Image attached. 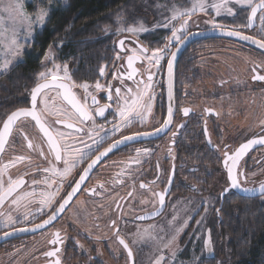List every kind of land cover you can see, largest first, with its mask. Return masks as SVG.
Instances as JSON below:
<instances>
[{
    "label": "flooded vegetation",
    "instance_id": "1",
    "mask_svg": "<svg viewBox=\"0 0 264 264\" xmlns=\"http://www.w3.org/2000/svg\"><path fill=\"white\" fill-rule=\"evenodd\" d=\"M257 16L252 29L241 26L239 30L245 35L261 39L264 38V31L258 25ZM182 24L183 21L176 25L171 22L169 27L158 26L155 47L136 36L117 39L112 60L104 67L105 75L87 83L90 86L87 103L93 114V95L100 106L111 105L104 116L94 115V130L93 120L80 124L82 131H75L56 125V117L45 113L44 119L48 123L68 134L67 142L73 148H83L80 141L92 144V139L98 138L97 133L99 136L107 133L98 146L92 145L91 155L79 161L70 175L61 177L51 171H44L53 168L62 170L63 161H56L54 155L49 153L46 139L31 118L18 122L4 151L0 153V179L4 181V186H7L9 179L24 180L13 197L0 205V213H4L0 220L11 215L16 221L12 226L2 228L0 236L5 232H17L0 242V264H54L56 259L61 264H133V255L129 260L127 250L119 244L117 232L133 253L132 240L138 234V225L156 222L171 203L192 196L198 201L214 200L221 203L226 195H234L243 201H264V196L230 188L224 166L225 151L231 154L248 140L264 137V81L252 79L253 75H264V50L217 36L190 38L179 46L173 40L161 54L159 65L153 62L149 67L148 60L141 58L134 62L133 68L137 71L132 79H128L131 70L127 65V56L132 54L130 50L140 45L149 50L147 55L150 56L152 50L165 48L168 44L172 26L179 29ZM223 25L230 30L237 27ZM186 28L183 34L188 37L211 29L206 23L196 24L190 20ZM121 40L124 41L123 50L120 47ZM173 52L179 54L174 58L176 62L173 61L171 82L167 78V71L168 60ZM256 65L261 67L254 73ZM149 71L152 74L151 87L148 89L151 100L148 97H144V100L152 105L151 111L141 109L143 120L133 113L131 123L119 132H113V126L121 122L118 104L123 106L127 97H135L138 90H144L145 84L149 83ZM97 81L104 86L103 90L95 88ZM139 81L144 83L138 84ZM36 83L8 103L1 112L0 127L11 112L31 107V89ZM109 85L113 96L111 101L108 100ZM116 88L121 89V98H116ZM128 89H132V92L129 93ZM74 92L83 102L84 90L76 88ZM48 95L55 97L56 93L52 91ZM54 103L70 110V106L61 99H56ZM128 103H131L130 99ZM169 107L173 110L171 123L163 131L155 132L168 118ZM185 108L189 109L188 115L183 112ZM90 130H93L92 138L88 135ZM137 132L152 134L125 141L102 157L65 210L49 225L34 229V225L42 223L54 210L39 203L42 193L55 192L59 188V194L54 198L55 206L58 207L92 159L115 140ZM25 135L37 146L35 150L28 147ZM137 149L148 151L138 154ZM41 150L44 156L40 155ZM20 156L28 159L17 161L16 158ZM5 165L8 167L5 168ZM236 171L241 188L256 189L264 184V144H254L240 159ZM141 183L146 187L141 188ZM225 189L228 191L225 192ZM90 190H94V193ZM165 190L166 198L161 206L159 198L153 193ZM130 192L131 196L128 195ZM25 193L31 195L18 205L11 204L13 198L24 196ZM57 231L61 242L52 245L49 241ZM57 247L60 251L56 256L44 255Z\"/></svg>",
    "mask_w": 264,
    "mask_h": 264
},
{
    "label": "snow or ice",
    "instance_id": "2",
    "mask_svg": "<svg viewBox=\"0 0 264 264\" xmlns=\"http://www.w3.org/2000/svg\"><path fill=\"white\" fill-rule=\"evenodd\" d=\"M232 5V6H229ZM235 5L244 6L246 5L248 8L251 9L250 14L247 17V24L243 25V27L248 28L252 27L253 20L257 16V12L260 11L261 13H264V0H259L258 3H254V0H212V2L209 4L206 2V0H196V2L193 4V8L190 11L183 12L180 15L191 17L193 13L196 11H206L207 8H211L215 10L217 15H220L221 12H226L228 15H234L233 8ZM17 7H22V5H17ZM50 10H45L41 8L35 17L36 24L43 26L45 25L47 18L49 16ZM178 17L176 15H173L171 17V20H175ZM261 20V30L264 31V14H262L260 17ZM22 21H27L29 25V30L24 34L23 39L24 41L28 40H34V34L32 31V23L30 17L21 14ZM171 20L163 23V27H169L171 24ZM208 23V22H206ZM212 23V28L214 30H218L223 32L225 35L228 36H235L239 37L241 40L251 41L252 43L256 44L259 48L264 49V38L257 39L254 36L245 35L242 31L239 30L241 26H237L234 29L226 30L225 26L216 24L215 22ZM188 19H185L183 24L180 26L179 29H177L175 26H172V32L171 36L167 38L168 44L165 45V48H156L152 50V54L149 56L147 55L148 49L137 45L135 50L132 51L131 55L127 56V65L128 68L131 70L128 73V79H132L133 75L136 73L137 69L133 68V64L135 61L143 58L148 60L149 67L153 65V62L156 65H159V61L161 59V54L164 53L169 45H171L172 41L175 40L177 43V46L183 44L185 40H187L189 37L187 35H184L183 33L187 31ZM0 25H3L4 27H7V24L0 19ZM128 31L130 33L136 34L138 32H144L148 31V29L144 28L141 24L140 27H129L127 29H120V31ZM27 46L26 43L21 42V34L20 31L17 29L12 30V34L10 37L3 34L2 30H0V51L4 52V58L2 61H0V71L7 72L10 70V62L6 58L8 55L16 56L21 54L22 50ZM120 47L123 50L124 48V41H120ZM52 46H49V51L45 53L44 60L42 61V64H46L47 62L51 61L53 63L52 68H46L45 71H42L37 74V83L36 85L31 89V107L28 108H19L13 112H11L9 115H7L6 119L3 120L2 127H0V152H3L5 149V145L8 142L9 136L14 131L15 126L18 124V122L22 119L31 118L32 121L35 122L36 127H38L39 131L43 134V137L46 139V143L49 148V153L54 155L56 161H63L64 168L62 170L57 169H44V171H51L53 174H58L61 177H66L71 174L72 170L75 168L76 164L84 159H87L92 152V145H99L107 135L105 132V136H99V133H97L98 138L92 139V144H85L83 141H80V143L83 144V148H73L70 146V144L67 142L68 134L65 132L60 131L59 129L54 128V126L50 123H48L45 119V113L49 115H54L56 117L55 124L56 125H63L67 129H73L75 131H82L83 129L79 127L80 124H83L86 121L93 120V130L95 128V121H94V115L95 116H104L105 111L111 107L110 104H105L103 106L99 105V102L96 98V96L91 97V103L93 106H95V113L93 114L90 111L89 105L87 103V96L90 95L89 92V85L87 83L83 84H77L74 80H72L71 75L69 74V68L67 64L59 65L54 62V58L52 55ZM176 56V53H172V58L168 60V70L169 75L172 74V68H173V60ZM119 55H117V59H119ZM261 65H256L253 68V72L255 73L258 68H260ZM100 75H105V68L102 66L100 68ZM253 80H261L264 81V75H253ZM147 80L149 83L145 84L143 91H137L135 97H127L125 99V104L123 106L119 107L118 115L120 117V123L115 124L113 126L112 131L113 132H119L122 127H125L126 124L131 123V117L133 113L136 116H140L141 120H143V114L141 112V109L150 112L152 105L150 103H147L144 100V97H148V100H151V96L148 93V89L151 87V81H152V74L149 71ZM139 83H144L143 81H139ZM76 88H82L85 92V97L83 98V102L81 98H78L76 93L74 92V89ZM95 88L97 90H103L104 86L100 84L99 81L96 82ZM109 88V94H108V100L111 101L113 99L112 93H111V86H108ZM55 91L56 96L52 97L49 96L48 93ZM128 92L131 93L132 89H128ZM115 96L116 98H121V89L116 88L115 89ZM172 98V92H171V85H169V99ZM56 99H61L63 102H66L68 106H70L69 109H65L63 107L56 106L54 101ZM131 100V103H128V100ZM172 108L169 107L168 109V118L164 120V123L161 125L160 128L155 129V132H161L163 131L170 123L172 118ZM207 111V110H206ZM183 112L185 115H188L189 109L185 108L183 109ZM93 130H90L88 135L89 138H92ZM152 133H134L132 135L128 136H122L121 139L115 140L112 144H110L107 148L104 149V151L100 152L99 155H97L94 159L91 160V162L88 164L86 168H84L83 172L80 174L79 179L75 180V184L72 187V190L67 193V195L63 198L61 202H59V206L56 207L54 203V198L59 194V188L56 189L55 192H49V193H42V199L39 201V203L42 206H48L54 210L51 211V215H48L47 219L43 220L42 223L34 225V229L36 228H44L46 225H49L51 222H53L60 213H62L66 206L69 204V202L73 199L74 195L77 193V191L80 189L81 185L86 181V178L89 176V173L94 168V166L97 165V163L100 161V159L104 156H106L108 153H110L113 149H115L118 145L124 143L125 141L133 140L136 137H139L141 135H151ZM25 140L28 141V147L30 149L35 150L36 145L32 143V141L25 135ZM254 144H264V137H261L259 139H252L248 140L246 143L241 144L234 152L231 154L228 151L224 152V166L227 169L228 174V180L230 182L231 188L239 189V191L244 193H256L258 195L264 196V184H262L259 188L256 189H249V188H241L240 184L237 179V165L240 159L248 152V150L254 145ZM84 149H87L85 151ZM137 153L139 154L141 151L147 152V149H137ZM63 152V155H62ZM40 155L44 156L45 153L41 150ZM25 159H28L27 157L20 156L17 157V161H23ZM138 163L139 161H134ZM8 166L5 165V168ZM242 175V173H240ZM171 179V178H170ZM35 183V181H34ZM24 184L23 178H19L16 180L9 179V182L7 183V186H4V181L0 179V205H3L5 201L9 197H13V193L17 191L21 187V185ZM103 185H101L102 187ZM141 188H145L146 185L141 183ZM51 187V185H49ZM94 193V190H90ZM166 191L165 192H155L153 193L154 196L159 198V202L161 206H163L165 198H166ZM228 189H225V192H227ZM31 195L30 193H25L24 196H17L11 200L12 205H18L19 202L26 198L27 196ZM129 196L132 195L130 192L128 194ZM119 206V205H118ZM4 216V213H0V217ZM25 219H27V216H25ZM16 221L12 218L11 215L7 216V222L5 223V227H8L11 224H15ZM113 224L115 222L113 221ZM33 229V230H34ZM19 231H25L27 229H18ZM11 233L5 232L4 235H10ZM117 239L119 241V244L124 247V249L127 250L129 260L132 259V250L129 248V245L125 242L123 238L119 236V233L117 232ZM61 242V236L59 231L53 233V239L49 241L52 245H57ZM205 245H210V240L205 241ZM60 251V249L57 247L53 251H48L44 253L47 257H54L57 255V253ZM160 259H163L161 257ZM54 264H61L59 259H56L54 261ZM156 264H160V261L157 260Z\"/></svg>",
    "mask_w": 264,
    "mask_h": 264
},
{
    "label": "trees",
    "instance_id": "3",
    "mask_svg": "<svg viewBox=\"0 0 264 264\" xmlns=\"http://www.w3.org/2000/svg\"><path fill=\"white\" fill-rule=\"evenodd\" d=\"M129 1L69 0L68 6L55 7L22 60L0 78V115L12 99L37 82L38 73L49 68L43 67L40 60L56 39L64 40L56 60L68 65L72 80L77 84L97 80L100 68L112 60L116 51L117 32L127 23L118 20L125 16L123 11ZM133 1L143 5L147 0ZM145 10L150 13L154 8ZM246 14L247 10L241 9L233 18L226 17L221 21L243 26ZM134 16L131 14L130 18ZM156 20L155 16L151 22ZM142 24L147 26L148 19ZM135 36L155 47L158 30L154 27ZM209 214L213 222L211 232L226 237L225 249L232 264H264V201H243L234 195H226L221 203L211 201ZM205 264H214V259L207 260Z\"/></svg>",
    "mask_w": 264,
    "mask_h": 264
},
{
    "label": "rangeland",
    "instance_id": "4",
    "mask_svg": "<svg viewBox=\"0 0 264 264\" xmlns=\"http://www.w3.org/2000/svg\"><path fill=\"white\" fill-rule=\"evenodd\" d=\"M195 2L196 0H147L143 5H138L139 3L130 0L127 8L123 11L125 16L118 20H125L127 22L120 29H127L129 27L138 28L145 19H148V25L142 24L144 28L148 30L154 27L157 28L163 22L171 20L173 15L178 17L175 20H171L174 25L188 19L196 24L208 22L206 25L212 28V23L210 22L224 26V23L221 21L222 18H233L241 9H246L247 12L249 10L246 5L243 7L235 5L233 8L234 15H228L226 12H221L220 15H217L215 10L210 7L206 11H196L191 15V19L180 15L183 12L190 11ZM206 2L210 4L212 0H206ZM256 2L257 0H254V3ZM68 3L69 0H0V19L7 24V27L0 25V30L8 37L11 36L13 29L19 30L21 42L27 44L21 54L16 56L8 55L6 57L10 62V69L22 60L23 54L30 49L36 39L24 41L23 36L29 30V25L27 21H22L21 14L23 13L30 17L33 21L31 28L34 37H36L47 23L46 21L43 26L36 24L35 17L37 12L43 8L50 10L49 15H51L56 9L55 7L60 5L59 7L64 8L68 6ZM17 5H22V7H17ZM153 5H157V7H151ZM151 8H154V10L146 13L145 9ZM136 10L138 11L136 12ZM131 14H135V16L130 18ZM262 14L264 13H260L257 16L260 27L262 22L259 17ZM155 16L158 21L156 20L157 22L152 23L151 21ZM120 29L117 32L118 39H125L142 33L133 34L126 30L120 31ZM63 41L56 39L51 43L54 62L59 65L62 64L56 60V57L64 45ZM48 51L49 47L44 52L42 61L44 60L45 53ZM3 58L4 52L0 51V61ZM47 66L52 68L53 63L49 61L43 64V67L46 68ZM7 72L0 71V78L6 75ZM210 208L211 200L209 202L198 201L194 196L182 198L175 203H171L165 213L156 222L149 223L146 226L138 225L136 228L138 229V234L132 240L133 264H156L157 260L160 261V264H205L209 259H214V264H232L231 257L227 249H225L226 237L214 235L211 232V224L213 222L212 216L209 214ZM6 222L7 217L0 220V230L7 228L5 227ZM104 237H107V235ZM206 240H210V245H205ZM103 242L107 243L106 241ZM103 242L101 241V243ZM101 243H98L99 247H102ZM161 257L163 259H160Z\"/></svg>",
    "mask_w": 264,
    "mask_h": 264
},
{
    "label": "water",
    "instance_id": "5",
    "mask_svg": "<svg viewBox=\"0 0 264 264\" xmlns=\"http://www.w3.org/2000/svg\"><path fill=\"white\" fill-rule=\"evenodd\" d=\"M257 3H258V2H257ZM250 12H251V9L249 10L248 15L250 14ZM258 13H260V11H258L257 14H258ZM247 17H248V16H247ZM255 22H256V18H254V20H253L252 27H248L249 30L252 29V28L254 27ZM226 30H230V29H226ZM201 36H204V37H205V36H209V37H210V36L224 37V38H228V39H231V40L241 41V42H245V43L251 44V45H253V46H257L256 44L252 43L251 41L241 40L239 37L225 35L223 32L218 31V30H214L213 28L208 29V30H205V31H202V32L194 33V34L190 35L188 39H190V38H194V37H201ZM258 48H259V47H258ZM260 49H261V48H260ZM262 50H264V49H262ZM175 53H176V56H175V57H177L178 54H179V52H175ZM171 59H173V58L171 57ZM173 61L176 62L175 59H174ZM172 74H173V68H172ZM172 74H171V76H170V75H169V70L167 71V78H168V80L171 81V82H172ZM172 84H173V83H172ZM155 134H156V133H155ZM0 153H1V152H0ZM230 188H231V186H230ZM256 195H257V194H256ZM16 233H17V232H12L10 235H7V236H5V235H1V236H0V242L2 241V239L6 238V237H10V236H12V235H15ZM130 264H131V262H130Z\"/></svg>",
    "mask_w": 264,
    "mask_h": 264
}]
</instances>
